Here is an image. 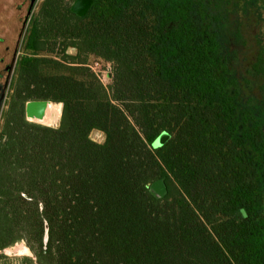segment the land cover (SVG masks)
<instances>
[{
    "label": "trees",
    "instance_id": "16d2710c",
    "mask_svg": "<svg viewBox=\"0 0 264 264\" xmlns=\"http://www.w3.org/2000/svg\"><path fill=\"white\" fill-rule=\"evenodd\" d=\"M70 6L41 2L13 69L0 250L25 240L38 264H264L261 6L243 67L225 0H92L83 17ZM89 56L110 65L107 88ZM30 101L60 104L58 126L28 122Z\"/></svg>",
    "mask_w": 264,
    "mask_h": 264
},
{
    "label": "rangeland",
    "instance_id": "374dc122",
    "mask_svg": "<svg viewBox=\"0 0 264 264\" xmlns=\"http://www.w3.org/2000/svg\"><path fill=\"white\" fill-rule=\"evenodd\" d=\"M69 1L71 4L73 0H69ZM225 1L228 5L230 20L234 23L237 22L239 24L238 31L240 33V36L245 39V40L236 39L233 33V28H230V26L228 25L229 30L227 31V36H228L227 44L229 48L230 47L235 48L238 51L239 61L241 62V67H243V65H246L252 59H254V53L256 52V38L260 32L259 28H255V25L253 26L256 13L259 12V9L254 10V7L256 8L255 5L261 6L260 7V9L262 10L260 11L261 18L262 20H264V0H225ZM258 46L264 47L263 45H258ZM23 54L24 52L22 51L21 55ZM55 59L61 61L60 57H55ZM95 63L98 64L95 70L99 75V77L101 78L104 87L107 88L110 84V80L108 78L110 65L98 58L89 56L87 59V65L92 67L94 66ZM12 79H13V73L9 84H11ZM10 94L11 92L9 85V90L7 91V95L3 100V104L1 108L2 112L8 109ZM59 120L60 117L58 118L57 122L52 125H45V124H41V125L46 127L56 128L59 124ZM1 124L2 121L0 119V127ZM89 137L93 142L97 144H101L104 141V135L99 131H92ZM19 246H22L25 249V251L19 252L17 249V247ZM0 264H38V261H37V257L34 255L30 247L27 245L26 241L21 240L10 245L9 247L4 248L3 250H0Z\"/></svg>",
    "mask_w": 264,
    "mask_h": 264
},
{
    "label": "flooded vegetation",
    "instance_id": "af4514ba",
    "mask_svg": "<svg viewBox=\"0 0 264 264\" xmlns=\"http://www.w3.org/2000/svg\"><path fill=\"white\" fill-rule=\"evenodd\" d=\"M42 1L0 0V100L7 95L14 66Z\"/></svg>",
    "mask_w": 264,
    "mask_h": 264
},
{
    "label": "water",
    "instance_id": "95a60500",
    "mask_svg": "<svg viewBox=\"0 0 264 264\" xmlns=\"http://www.w3.org/2000/svg\"><path fill=\"white\" fill-rule=\"evenodd\" d=\"M92 4V0H73L70 6V11L76 15L77 17H83L89 10L90 6ZM66 54L69 56H76L77 55V49L74 47H68L66 50ZM4 100V95L0 100V115L2 113V101ZM50 102L48 101H30L25 104L24 108V114L25 118L29 122L33 123H39V120H41L46 111V107ZM62 109V106L60 107ZM169 139V135L166 133H162L155 141V145L157 147L162 146L167 140ZM149 190L151 194L155 197H163L166 194V188L164 184L161 181L154 182L149 186ZM47 225H45L44 230V237L43 242L44 244L47 243Z\"/></svg>",
    "mask_w": 264,
    "mask_h": 264
},
{
    "label": "bare ground",
    "instance_id": "6f19581e",
    "mask_svg": "<svg viewBox=\"0 0 264 264\" xmlns=\"http://www.w3.org/2000/svg\"><path fill=\"white\" fill-rule=\"evenodd\" d=\"M61 114V108L59 104L49 103L46 107L44 117L39 120V123L45 125H52L57 122ZM18 251H25L22 246L17 247Z\"/></svg>",
    "mask_w": 264,
    "mask_h": 264
},
{
    "label": "built area",
    "instance_id": "2783aa9c",
    "mask_svg": "<svg viewBox=\"0 0 264 264\" xmlns=\"http://www.w3.org/2000/svg\"><path fill=\"white\" fill-rule=\"evenodd\" d=\"M97 63H95L94 64V66H88L89 68H90V70L97 76V78L100 80V82H101V84L103 85V82H102V80H101V78L99 77V75L97 74V72H96V67H97ZM104 86V85H103Z\"/></svg>",
    "mask_w": 264,
    "mask_h": 264
}]
</instances>
